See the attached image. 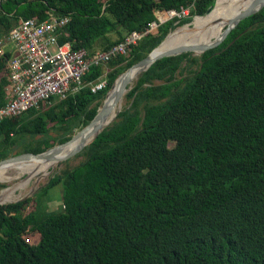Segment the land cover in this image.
<instances>
[{"label": "trees", "instance_id": "obj_1", "mask_svg": "<svg viewBox=\"0 0 264 264\" xmlns=\"http://www.w3.org/2000/svg\"><path fill=\"white\" fill-rule=\"evenodd\" d=\"M220 1L0 0V40L20 20L51 11L70 17L59 41L89 53L145 29L156 12L189 9L127 55L91 66L77 92L2 120L0 160L69 140L122 72ZM10 57L0 56V107ZM104 73L106 88L92 92ZM126 97L129 106L85 147L84 161L33 196L0 204V264H264V8L200 57L157 60ZM58 184L63 199L50 209L47 195Z\"/></svg>", "mask_w": 264, "mask_h": 264}, {"label": "built area", "instance_id": "obj_2", "mask_svg": "<svg viewBox=\"0 0 264 264\" xmlns=\"http://www.w3.org/2000/svg\"><path fill=\"white\" fill-rule=\"evenodd\" d=\"M189 9L181 12L168 10L156 12L157 19L143 30L130 32L123 41L107 50L89 53L86 49H74L70 41H59L61 30L70 17L49 12L48 18L22 19L8 35L0 40V56L8 50L9 84L6 86V102L0 107V122L5 118L20 115L31 108H40L42 103L51 105V98L65 99L83 86V75L91 66L106 64L119 55H127L133 45L154 31L170 18L183 17ZM107 74L90 84L97 93L106 88Z\"/></svg>", "mask_w": 264, "mask_h": 264}, {"label": "water", "instance_id": "obj_3", "mask_svg": "<svg viewBox=\"0 0 264 264\" xmlns=\"http://www.w3.org/2000/svg\"><path fill=\"white\" fill-rule=\"evenodd\" d=\"M217 2V0H216ZM212 5L208 10L207 14L211 12L215 5ZM264 8V0H253L250 5H248L244 10L238 13L233 19L230 20L229 24L225 27L221 37L215 39L211 43L207 44H196V45H181L169 48L167 50H163L160 52H156V50L162 45V43L168 38V36L172 33L171 31L167 34V36L161 41V43L155 47L145 58L136 62L135 64L131 65L127 68L124 72H122L114 81L112 87L108 91L102 106L99 108L95 117L82 129L77 131L69 140L55 144L53 147L48 148L47 150L40 152V153H33V152H24L16 155L8 156L7 158L0 160V165L5 162H13L19 160H27L33 157L38 158H51L52 153L62 146L69 144L76 140L77 138L81 137L80 142L70 150L64 157L61 158V162H66L71 157L75 156L76 154L81 153L86 146H88L93 140L98 136L100 132H102L108 125H110L117 117L118 113L121 111L122 106L117 110L116 115L108 120L109 115L111 114L112 110L123 101L125 94L132 88L131 81H132V70L138 69L136 73V77H138L143 72L147 71L149 67L156 62L165 57L174 56L178 54H182L184 52H195L199 54H203L209 49L215 48L219 46L228 36V34L245 18L259 12L261 9ZM206 15V14H205ZM199 16V15H197ZM204 16V15H202ZM196 17V16H194ZM191 23V22H190ZM188 23V24H190ZM111 99V103L108 101ZM88 132L87 135H85ZM86 136H92L91 140L86 142ZM60 170V168H59ZM55 173L51 175L54 176ZM28 198L25 196L20 200H24ZM18 200V201H20ZM17 202V201H14ZM13 203V202H10ZM3 204V203H0Z\"/></svg>", "mask_w": 264, "mask_h": 264}, {"label": "bare ground", "instance_id": "obj_4", "mask_svg": "<svg viewBox=\"0 0 264 264\" xmlns=\"http://www.w3.org/2000/svg\"><path fill=\"white\" fill-rule=\"evenodd\" d=\"M253 0H247L250 3ZM245 0H221L216 4L214 9L204 16H196L190 27L181 29L180 33L175 30L172 32L168 38L162 43V45L156 50L160 52L169 49L173 45L179 44H189L192 42H203L211 40L212 35L223 29L226 22L230 19V16L235 13H240L246 7L242 4ZM211 30L212 32H210ZM213 30H215L213 32ZM178 43V44H177ZM138 69L132 70V81L131 85L136 77ZM111 103V99L108 101ZM123 101L120 102L111 112L108 117L110 120L116 115L117 110L122 106ZM88 132L85 134L87 135ZM92 136H86V142L90 141ZM81 140V137L77 138L73 142L62 146L60 149L52 153L51 158H38L33 157L27 160H19L13 162H5L0 165V181L1 182H11L15 179H20L21 181L10 185L0 191V203H5L10 200L15 199L18 195H15L18 189L23 190L27 188V184L30 182L31 178L26 177L23 179V174L29 172L32 175L38 176L37 178H43L51 174L60 165L61 158L64 157L70 150H72ZM52 169L50 170V168ZM7 191L6 194L2 192ZM21 193V191H20ZM24 193V192H23ZM22 194V193H21ZM28 194V193H27Z\"/></svg>", "mask_w": 264, "mask_h": 264}, {"label": "rangeland", "instance_id": "obj_5", "mask_svg": "<svg viewBox=\"0 0 264 264\" xmlns=\"http://www.w3.org/2000/svg\"><path fill=\"white\" fill-rule=\"evenodd\" d=\"M244 7H246V6H248L249 4L247 3V1H245L243 4H242ZM216 6V5H215ZM195 18V17H194ZM194 18L192 19V21L194 20ZM191 21V22H192ZM187 27V25L185 24V25H182V26H179V27H177V28H175L174 30H172L171 32H174L175 30H177L179 33H180V31H181V29H184V28H186ZM210 32H212L211 30H209ZM215 30H213V32H214ZM222 35V29L219 31V32H216V33H214L213 35H212V38H214V37H217V36H221ZM211 38V39H212ZM209 42V40L208 41H203V42H192V43H189V44H187V45H196V44H207ZM178 44V43H177ZM181 45H186V44H179V45H173V46H171L170 48H172V47H176V46H181ZM192 53V56H195V57H200L201 56V54H199V53H193V52H191ZM185 64V63H184ZM197 66L194 64V65H192V67L191 68H193V69H195ZM192 69V70H193ZM187 73H184L183 75H186ZM177 77L178 78H180V77H182V75H180V74H178L177 75ZM137 79H138V77H137ZM136 78L134 79V81H133V83H132V86L134 85V82L137 80ZM155 83L156 84H160V83H163V81H159V80H156L155 81ZM129 104H130V101L127 99V97H126V94H125V96H124V98H123V104H122V108L123 107H128L129 106ZM121 108V109H122ZM51 134L53 135V136H56L58 133H57V131L56 130H54V129H52L51 130ZM58 144V143H57ZM84 159H85V156L84 155H82V152L81 153H79V154H76L75 156H73V157H71L70 159H68L66 162H60V165L57 167V168H55V169H53L54 171L51 173V174H49V175H47V176H45V177H43V178H37L38 176H36V175H32L31 173L29 174V172L28 173H26V174H23L22 176H23V179H25L26 177H28V178H31V180H30V182L27 184V188H24L23 190H21V189H18L17 191H16V193H15V195H18V197H16L15 199H13V200H10V201H8V202H5V203H10V202H14V201H18V200H20V199H22V198H24L25 196H28V197H31V196H33L34 195V193L36 192V191H38L43 185H45L47 182H48V180H49V178L51 177V175L53 174V173H57V172H60L62 169H65L66 167H73V166H75V165H78L79 163H81L82 161H84ZM59 168H60V170H59ZM52 169V167L50 168V170ZM21 180L20 179H15V180H13V181H11V182H1L0 181V191L1 190H3L4 188H7V187H9L10 185H13V184H15V183H18V182H20ZM20 191H21V193H20ZM24 192V193H23ZM3 194H6L7 193V191L5 190L4 192H2ZM28 193V194H27ZM63 195H64V190H63V186H62V184H58V185H56V186H54V187H52L51 189H50V191H49V193H48V195H47V200L50 202V209H56L57 207H58V205L59 204H61V202H62V199H63ZM5 203H3V204H5ZM33 208V204L31 203L29 206H28V208L26 209V212H28V211H30L31 209ZM35 240H37V237H35Z\"/></svg>", "mask_w": 264, "mask_h": 264}, {"label": "clouds", "instance_id": "obj_6", "mask_svg": "<svg viewBox=\"0 0 264 264\" xmlns=\"http://www.w3.org/2000/svg\"><path fill=\"white\" fill-rule=\"evenodd\" d=\"M104 74H106V73H104Z\"/></svg>", "mask_w": 264, "mask_h": 264}]
</instances>
